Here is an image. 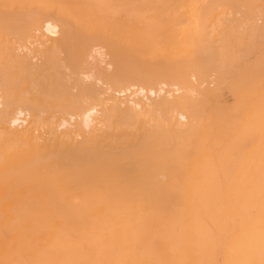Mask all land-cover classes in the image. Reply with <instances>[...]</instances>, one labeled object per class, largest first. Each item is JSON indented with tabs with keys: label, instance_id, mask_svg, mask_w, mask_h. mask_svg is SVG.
Segmentation results:
<instances>
[{
	"label": "bare ground",
	"instance_id": "1",
	"mask_svg": "<svg viewBox=\"0 0 264 264\" xmlns=\"http://www.w3.org/2000/svg\"><path fill=\"white\" fill-rule=\"evenodd\" d=\"M13 1L0 0V264H264V0H118L103 29L88 6L80 29L45 21L60 13L47 0ZM123 20L155 22L168 45ZM134 85L157 95H118Z\"/></svg>",
	"mask_w": 264,
	"mask_h": 264
},
{
	"label": "rangeland",
	"instance_id": "2",
	"mask_svg": "<svg viewBox=\"0 0 264 264\" xmlns=\"http://www.w3.org/2000/svg\"><path fill=\"white\" fill-rule=\"evenodd\" d=\"M3 1H5V0H3ZM36 1L41 2V0H36ZM238 1L236 0L237 5H238ZM242 1H244V0H242ZM18 2L19 1H17V0H14L11 3L8 2L9 5H7V6L9 7V6L13 5V6H16V7H20L21 8L20 3L18 5ZM47 3L50 4V5H53L55 7L54 8L55 10H53V11H59L60 13L59 14H58V12H57V14L56 13H53V12L49 13L50 16L49 15H46L44 17L45 21H47L48 19H51V17H52V19H54L53 18L54 15H60V14L63 15V13H64V16H66L67 18H69L68 20H69L70 24L73 27L80 28V29H81L82 26L76 27L77 25L79 26V21L81 20L82 22H86L88 20V17H87L88 12L86 11L85 6H88L90 9H92V12L94 13L93 16H92V18H93L92 21H94L96 24H98L102 29L104 27L103 24L101 23L102 21L107 20L109 17H117V16H122L123 15L122 13H119V11H121L120 10L121 9V4H120V1H118V0H86V1H84V0H47ZM239 3H241V5H242V2L241 1H239ZM43 6H46V5L45 4H42V7ZM238 6H240V4ZM56 8L59 9V10H57ZM237 9L238 8L236 7L235 10H237ZM238 10H239V12L241 11L238 15L243 14L242 13V10H240V9H238ZM230 11H231V9L229 10V12ZM230 13H232V11ZM51 14H52V16H51ZM52 19H51V24H53L55 22V21L52 22ZM126 20H123V21L124 22H127L128 24L129 23H132V25L138 31H140V33L143 35V37L149 42V45L152 48L158 49V48H161L163 46L168 45L169 38H168L166 32L163 30L164 28L162 26L157 25L155 22H151V24L145 23V24H142L141 25L140 22H137L136 20L130 21V22H128ZM46 23L48 24L49 22H46ZM128 24H126L125 26H128ZM138 24H140V25H138ZM107 26H109V25L106 23L105 24V27H107ZM56 31H57L56 32L57 35L56 34L53 35L51 33L49 34L48 31H46V32L44 31V32L47 33L46 35L49 36V37H56V36H59V34H60L58 28L56 29ZM120 32H123L122 29L120 30ZM151 43L154 44V45H152ZM96 45H98V48L96 47ZM93 46H95L93 48V52H95V51L96 52L97 51L99 52L101 50L100 51L101 53L99 52L100 55L103 54V53H105V52H107V53L109 52L106 49V47L102 44V42L95 43ZM104 57L106 59H109V53H108V55H106ZM140 58L150 59V54L149 53H147L146 55L143 54V55H141ZM88 60L90 61V63L89 64L87 63L85 66H89V67L95 66L96 60H94L90 56H89V59ZM95 74L96 75L94 76V78L87 79V82L88 83H91L92 80H94L93 82H96L98 84V86L100 85V87L102 88L104 86V84H102V82L95 81V80H98L96 78V76H98L99 72L98 71H95ZM193 79H195V78H193ZM210 80H213V79L211 78ZM195 82H199V81L196 80ZM206 82L201 85V88L206 87V86L207 87H211V86L214 87V85H215V84H213V85L210 86L208 84L210 81H206ZM138 87L139 86H137V85L131 86L129 88V90L127 89L124 92H118V95L121 96V97H124L126 99H130V100L132 99L131 101H134V100L139 99V98L147 99L148 97L156 96L157 95L153 91L149 92V91H146L145 90L144 92H142V90L138 89ZM222 89L223 90L222 91L220 90L221 92H219V95L217 96V100L219 102H221L222 104H226V103H229V102L232 104V99L234 100V95L232 94V92H230V90L227 87L222 88ZM136 90H138V91H136ZM228 90H229V92H228ZM129 93H131V94H129ZM135 93H136V95H135ZM227 93H229V94H227ZM132 96H133V98H132ZM220 96L221 97L223 96V97L220 99ZM220 259L221 258H219L218 260H220Z\"/></svg>",
	"mask_w": 264,
	"mask_h": 264
}]
</instances>
